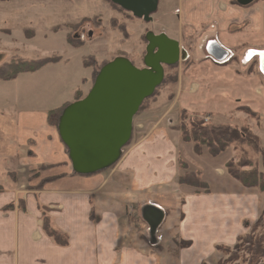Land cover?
<instances>
[{
    "label": "crops",
    "instance_id": "obj_1",
    "mask_svg": "<svg viewBox=\"0 0 264 264\" xmlns=\"http://www.w3.org/2000/svg\"><path fill=\"white\" fill-rule=\"evenodd\" d=\"M177 1L174 11L180 7L179 21L175 27L163 25L167 29L160 32L179 42L174 32L181 33L185 25L204 31L208 38L234 52H238L234 46L240 37L250 39L255 33H264V0L247 5L234 0ZM234 26L237 30L232 29ZM230 30L235 32L230 34ZM216 49L220 56L223 50L220 46ZM49 64L14 80H0V175L3 179L6 176L0 181L6 190L0 192V264H202L213 242L237 241L244 231V220H254V196L258 200V193L250 189L255 187L243 185L241 193L226 191L208 197L206 203L203 195L195 193L197 214L185 203V218L176 229L194 244L177 252V257L156 248L158 236H143L142 223L135 222V205L144 202L143 210L148 204H156L165 215L166 208L176 207L172 197L158 194L160 178L173 172L176 158L173 145L165 142L167 129L160 124L158 135L138 143L113 169L76 173L58 129L48 124L47 116L49 110L74 101L81 83L75 72L66 68L68 75L59 79L60 86L53 92L58 106L49 107L47 82L52 77H44L43 72L58 64L69 66L65 62ZM10 172L16 174V181L8 180ZM250 200L254 206L247 203ZM9 203L14 207L5 211ZM211 215L217 222L208 218ZM46 218L53 229L66 236L67 243H59L47 233ZM166 222L164 219L159 230H164ZM190 225L197 228L198 238L189 231ZM169 237L168 242L175 241V236ZM201 244L202 250L196 251Z\"/></svg>",
    "mask_w": 264,
    "mask_h": 264
},
{
    "label": "rangeland",
    "instance_id": "obj_2",
    "mask_svg": "<svg viewBox=\"0 0 264 264\" xmlns=\"http://www.w3.org/2000/svg\"><path fill=\"white\" fill-rule=\"evenodd\" d=\"M177 5V0H160L159 8L153 15L154 21L147 22L129 15L126 11L115 9L107 0H0V62L16 55L28 58L61 57L60 63L65 62L69 66L58 64L43 72L44 77H52L47 82L46 103L49 107H55L58 106V100L53 97V92L60 86L59 79L66 75V68H71L75 72L74 77H78L81 83L79 96H85L92 87V68L84 67L85 56H95L98 59L97 64H100L101 61H109L124 52L137 66H144L146 33L149 30L159 33L160 30L167 29L163 25L175 27L181 15L180 7L176 8L178 12L174 11ZM122 23L126 24L127 37L120 28L113 27L121 26ZM73 24L78 26L75 30L69 27ZM181 24L182 22L178 27ZM236 28L232 27L234 30ZM181 30V33L179 30L175 31L174 35L180 39L181 46L187 51V58L181 59L172 68L165 67L166 82L163 81L154 93L155 96L135 115L129 143L123 148L119 161L108 168L113 169L125 161L131 155L132 149L145 138H151L155 133L158 135L159 124L161 128L167 129L164 134L165 142L173 145L176 158L173 160V172L169 175L163 173V178L169 176L166 180L160 178L158 194L172 197L176 207L172 210L166 208L167 222L163 230L165 236L161 231L162 227L155 234L150 233L151 229L148 231L150 225L143 217L142 210L144 202L135 205L137 209L133 214L136 215L135 222L142 223L143 236H158L157 242H154L157 244L156 248L166 249L176 257L177 252L193 247L194 244L192 240L181 237L176 229L185 218V203H189L191 213L197 214V202L193 201L196 191L200 192L199 197L203 195L202 200L205 203L208 202V197L226 191H244L242 183L228 173L226 163L230 160L251 157L259 160L260 168L264 170L262 156L247 145L230 146L218 156H212L207 148H204L202 154H197L194 144L184 141L180 131L183 126L190 127L195 120L207 122L205 117L210 116L207 123L251 128L264 145V68L259 55H254L247 61L249 50L258 48L264 51V33H255L250 39L248 36L240 37L238 46H234L238 52L227 48L232 51L229 59L218 62L213 58L220 59L208 54L207 49L209 42L214 39L208 38L204 31L188 25ZM234 30H230V34ZM69 34L76 39H82L84 44L79 47L72 46L67 42ZM216 51L219 53L218 49ZM187 165L190 170L201 171V177L210 184V194L205 193L202 188L179 183V176L186 171ZM8 175V180L16 179L14 172ZM0 176V181L3 182L6 176L4 175V179ZM0 186L3 188L0 192H5L4 185ZM255 189H250V192L258 193V200L254 196L255 206L251 200L247 202L256 208L253 212L254 220L247 219V227L244 225V231L239 234L236 242H213V249L207 253V259L202 264H264V256L257 258L253 255L250 243L264 234V193L257 187ZM12 204H7L3 209L10 210ZM208 218L214 219V216ZM214 220L217 222V219ZM193 227L190 225L189 231L198 238L197 228ZM228 228L229 233H232L233 230L229 226ZM170 234L175 236V241L168 242L171 239ZM200 240L204 242V238ZM200 246L196 251L202 250V244ZM218 246L222 248L218 249Z\"/></svg>",
    "mask_w": 264,
    "mask_h": 264
},
{
    "label": "water",
    "instance_id": "obj_3",
    "mask_svg": "<svg viewBox=\"0 0 264 264\" xmlns=\"http://www.w3.org/2000/svg\"><path fill=\"white\" fill-rule=\"evenodd\" d=\"M110 1L147 22L154 21L160 5V0ZM253 1L238 0L242 5ZM146 40L144 66L128 56L114 57L101 67L88 93L64 108L58 132L76 173H95L119 161L132 137L135 115L163 83L165 67L187 58L180 42L166 32L149 30ZM143 215L155 234L165 219L164 210L148 204Z\"/></svg>",
    "mask_w": 264,
    "mask_h": 264
},
{
    "label": "trees",
    "instance_id": "obj_4",
    "mask_svg": "<svg viewBox=\"0 0 264 264\" xmlns=\"http://www.w3.org/2000/svg\"><path fill=\"white\" fill-rule=\"evenodd\" d=\"M109 1L115 9H118L121 12L128 13L129 11L125 10L118 4ZM126 24L122 23L121 26H113L120 28L126 36ZM71 30H75L78 26L76 24L69 26ZM127 37V36H126ZM67 42L74 47H79L83 45L82 39H76L70 34L67 37ZM123 56H128L126 53H120ZM61 57L55 56L53 58L48 57H23V56H13L9 60H4L0 62V80H14L22 73L35 72L49 63L60 62ZM98 59L93 56H85L83 59V65L88 68H92V83H94L95 78L103 65L108 61H101L100 64H97ZM100 62V61H99ZM176 65V64H175ZM175 65H170L168 67L172 68ZM85 81V79H84ZM166 82V78L164 80ZM163 84V83H162ZM161 84V85H162ZM160 85V86H161ZM159 86V87H160ZM158 87V88H159ZM156 89V91L158 90ZM155 91V92H156ZM154 95V94H153ZM152 95V96H153ZM148 97L142 104L141 109L145 107L147 102L152 98ZM155 96V95H154ZM153 96V97H154ZM82 96L76 95L75 100L81 98ZM70 102H66L63 105L53 108L48 111V124L54 126L58 129L59 118L64 110V108ZM181 131V136L184 141L192 142L194 144V149L197 154H202L204 148H207V151L212 156H218L224 152L230 146L237 145H247L254 150L255 153L262 156V162L264 165V145L262 144L261 138L256 135L251 128L247 126L237 127L231 124L225 123H216L211 124L203 120H195L191 123L190 127L183 126ZM228 173L234 178L242 183L246 187H257L261 192L264 193V170H261L259 160H254L251 157L243 156L239 160H230L226 163ZM185 172L179 176V183L191 185L197 188H202L205 193H210L211 188L210 184L201 177V171L190 170L188 165L185 166ZM0 186V191H2ZM199 191H196V194H199ZM14 205H10V209ZM247 224V219L244 220V225ZM247 227V225H245ZM44 228L47 233L54 237L59 243H67V238L65 235L61 234L57 230L53 229L50 225L49 218L45 219ZM254 230V229H253ZM252 245V253L256 257L264 256V234L257 239L250 241ZM222 247L218 246V249ZM229 250L225 248V250ZM232 258V257H231Z\"/></svg>",
    "mask_w": 264,
    "mask_h": 264
},
{
    "label": "built area",
    "instance_id": "obj_5",
    "mask_svg": "<svg viewBox=\"0 0 264 264\" xmlns=\"http://www.w3.org/2000/svg\"><path fill=\"white\" fill-rule=\"evenodd\" d=\"M218 46H220L221 49L223 50V53L220 56H218L217 51L216 52L214 51V50H217L215 47H218ZM207 49H208V54H211L212 56L216 57L217 59H220V60H216L215 58H213L215 61H218V62H223V61L229 59V55L232 54L231 53L232 52L231 50L226 49L224 46H221V44L217 43L216 40H211L209 42V45H208V48ZM252 52H254L253 49L249 50V53H251V55L248 56L247 61L250 60V57H253L254 55H256L255 53L253 54ZM263 72H264V69H263ZM205 120L207 122H209L210 116H206L205 117Z\"/></svg>",
    "mask_w": 264,
    "mask_h": 264
},
{
    "label": "bare ground",
    "instance_id": "obj_6",
    "mask_svg": "<svg viewBox=\"0 0 264 264\" xmlns=\"http://www.w3.org/2000/svg\"><path fill=\"white\" fill-rule=\"evenodd\" d=\"M262 52H263V51H254L253 54L255 53L256 56L260 55V58H262V59H261V66L264 67V54H263Z\"/></svg>",
    "mask_w": 264,
    "mask_h": 264
},
{
    "label": "flooded vegetation",
    "instance_id": "obj_7",
    "mask_svg": "<svg viewBox=\"0 0 264 264\" xmlns=\"http://www.w3.org/2000/svg\"><path fill=\"white\" fill-rule=\"evenodd\" d=\"M234 2L235 3H237V4H240L239 2H238V0H234ZM252 3V2H251ZM240 5H242V4H240ZM176 12H178V10L176 11ZM161 32H164V31H161ZM160 33V32H159ZM183 48V47H182ZM216 48V47H215ZM215 52H216V50H214ZM220 52V51H219ZM219 54V53H218Z\"/></svg>",
    "mask_w": 264,
    "mask_h": 264
},
{
    "label": "snow or ice",
    "instance_id": "obj_8",
    "mask_svg": "<svg viewBox=\"0 0 264 264\" xmlns=\"http://www.w3.org/2000/svg\"><path fill=\"white\" fill-rule=\"evenodd\" d=\"M249 55H251V53H249Z\"/></svg>",
    "mask_w": 264,
    "mask_h": 264
}]
</instances>
